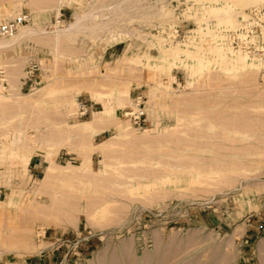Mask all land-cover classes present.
I'll return each instance as SVG.
<instances>
[{"label": "rangeland", "instance_id": "374dc122", "mask_svg": "<svg viewBox=\"0 0 264 264\" xmlns=\"http://www.w3.org/2000/svg\"><path fill=\"white\" fill-rule=\"evenodd\" d=\"M246 1L0 0V24L25 16L36 35L0 48L1 93L18 95L0 103V147L21 131L38 162L0 159V264H264V66L226 72L213 54L225 42L264 59L232 44L264 9ZM84 121L97 133L76 135ZM50 159L72 168L48 183Z\"/></svg>", "mask_w": 264, "mask_h": 264}, {"label": "bare ground", "instance_id": "6f19581e", "mask_svg": "<svg viewBox=\"0 0 264 264\" xmlns=\"http://www.w3.org/2000/svg\"><path fill=\"white\" fill-rule=\"evenodd\" d=\"M135 1V0H134ZM136 1H138V0H136ZM209 1V0H208ZM240 1V0H239ZM248 1V0H247ZM246 1V2H247ZM243 4H244V2L243 1H241ZM121 3V2H120ZM128 3H130V2H128ZM132 3H134V2H132ZM241 3V4H242ZM258 3V2H257ZM124 4V3H123ZM120 6V5H119ZM6 9V8H5ZM15 9H17V7L15 8ZM111 9H112V7H111ZM115 9V8H114ZM119 9V8H118ZM125 9V8H124ZM227 9V8H226ZM14 10V9H13ZM11 11V12H14V11ZM101 10V9H100ZM120 10H123V9H120ZM225 10V9H224ZM223 10V11H224ZM9 11V10H8ZM17 11V10H16ZM15 11V12H16ZM115 11V10H114ZM212 11L213 12H215V13H219L220 11H222V9L221 8H217V7H212ZM226 11V10H225ZM229 12H230V10H229ZM8 13H10V11L8 12ZM98 13V12H97ZM6 14H7V12H6ZM118 14V13H117ZM116 14V15H117ZM121 14V13H120ZM17 15V14H16ZM85 15V14H84ZM231 15V14H230ZM227 16V17H225V18H223V19H225V21L226 22H233V17H232V15L231 16ZM8 16V15H7ZM10 16V15H9ZM86 16H89L88 14L86 15ZM11 17V16H10ZM82 17V16H81ZM85 17V16H84ZM83 17V18H84ZM89 17H91V16H89ZM88 17V18H89ZM87 18V19H88ZM92 18H94V17H91V19ZM80 19V18H79ZM85 20V19H84ZM76 21V20H75ZM81 21H83V19L81 20ZM89 21V20H88ZM78 22V21H77ZM76 22V24H75V26L77 27V28H81L82 26L80 25V27H79V23H77ZM75 23V22H74ZM73 23V24H74ZM220 23H221V21H220ZM81 24V23H80ZM78 25V26H77ZM236 25V24H235ZM262 25V24H261ZM89 27V26H88ZM39 28V27H38ZM37 28V29H38ZM75 28V27H74ZM77 28H75V29H77ZM83 28V27H82ZM19 32H18V34H16V35H14V36H12L11 37V39L9 38V39H7L6 37H2V38H0V48H3V47H5V46H8L11 42H16V40H18V39H21V38H23V37H25V36H31V34L32 33H34L35 32V29H32V28H30V27H24V26H20L19 27ZM70 29H72V28H70ZM74 29V30H75ZM89 29H91L90 27H89ZM94 29H97L98 30V27L97 28H94ZM94 29H93V27H92V30L94 31ZM81 30V29H80ZM83 30V29H82ZM85 30H86V28H85ZM103 30V29H102ZM210 30V29H209ZM65 31V30H64ZM71 31H73V29L71 30ZM92 31V32H93ZM69 32V31H68ZM67 32V33H68ZM88 32H91V30L90 31H88ZM94 32H96V31H94ZM40 33H43V32H40ZM60 33V32H59ZM211 33V32H210ZM30 34V35H29ZM38 34H39V30H38ZM44 34H46V33H44ZM62 34V33H61ZM66 34V33H65ZM72 33L70 32V35H71ZM111 34V33H110ZM115 34V33H114ZM33 36L35 35V34H32ZM50 35V34H49ZM68 35V37H69V34H67ZM113 35V34H112ZM211 35V34H210ZM256 35V34H255ZM32 36V37H33ZM36 36V35H35ZM41 36V35H40ZM42 36H45V35H42ZM63 36V35H62ZM111 36V35H110ZM214 36H215V38H216V36L217 35H214L213 34V39H215L214 38ZM220 36V35H219ZM257 36V35H256ZM212 37V36H211ZM222 37V36H221ZM221 37H218V38H220L221 39ZM29 38H31V37H29ZM55 38H57V37H55ZM217 38V39H218ZM61 39V38H60ZM158 39V38H157ZM160 39V38H159ZM219 39V40H220ZM164 40V39H163ZM222 40V39H221ZM160 42H161V39L159 40ZM213 41H215V40H213ZM212 41V42H213ZM220 42V41H219ZM187 43V42H186ZM176 45H178V44H176ZM189 45V44H188ZM180 46H182V45H180ZM186 46H187V44H186ZM197 46V45H196ZM215 46V47H214ZM213 47H214V50H213V52H215V53H213V54H215V57L216 58H218L219 59V62L221 61V63H223V66H224V70L226 71V72H231L232 70H239V69H242V70H244V69H255V68H259V67H262V66H264V59H258L257 61H255V60H248V57L245 55V54H242V53H240V52H234V51H232L231 50V48H229L228 46H226V44H225V42L224 43H218L217 45H214ZM200 47V46H199ZM197 49V48H196ZM195 49V50H196ZM202 49H203V47H202ZM201 49V50H202ZM170 52L172 53V55L173 56H178L179 55V53L181 54V53H185V54H187V56L189 57V56H192V55H194V52H193V54L191 53V51L189 52V49H188V51L185 49V50H183V49H179V48H174V47H170ZM199 50V49H198ZM205 50V49H204ZM212 51V50H211ZM202 52V51H201ZM198 54L200 53V52H197ZM184 54V55H185ZM203 54V53H202ZM205 54V53H204ZM182 55V54H181ZM196 56V55H195ZM200 56L202 57V55L200 54ZM194 57V56H193ZM197 57H195V59H196ZM204 59L206 58V57H203ZM201 59V58H200ZM180 60V59H179ZM193 60V59H192ZM199 60V59H198ZM195 61V60H194ZM208 62V61H207ZM209 63V62H208ZM198 65V68L197 67H194V68H197V70L198 69H203V66H204V62L202 61V60H199L198 61V63H197ZM190 65V64H189ZM192 65H193V63H192ZM207 65V64H206ZM222 65V64H221ZM188 66V65H187ZM186 66V67H187ZM189 67V66H188ZM193 68V67H192ZM223 69V68H222ZM189 71V70H188ZM195 71V70H194ZM197 73L199 72V70L198 71H196ZM196 72H194V74L196 73ZM189 75V74H188ZM190 75H191V73H190ZM192 76V75H191ZM52 88H50V89H48V91H50ZM41 91H44V90H42L41 89ZM47 91V90H46ZM14 96H16V95H14ZM14 96L11 94H9V95H7V96H5L3 93H1V91H0V103L2 104V103H18V101H12L13 99H14ZM18 96V95H17ZM17 96L15 97V98H17ZM19 98H21V96L19 95ZM117 98V97H116ZM115 98V100H114V106L113 107H111V108H109L107 111H106V113H108V115L109 116H114V113H115V109H116V107H118V109H119V107L120 106H122L124 103H125V100L124 99H122V98H117L116 99ZM96 99V98H95ZM25 100V99H24ZM111 103H112V101H111ZM111 106H112V104H111ZM5 108V107H4ZM4 108L2 109V107H1V109L2 110H4ZM7 108V107H6ZM71 108V107H70ZM126 115V114H125ZM117 122H118V120H117ZM120 123V122H119ZM119 123H117V124H119ZM125 123V122H124ZM128 125V124H127ZM126 125V126H127ZM77 129L76 130H74V133L76 134V135H81V134H85V133H87V132H89V131H93V133L95 132V133H97V129L96 128H93L92 127V121H87V122H81L80 124H78L77 126ZM75 127V128H76ZM128 127V126H127ZM72 129V128H71ZM73 129H74V127H73ZM119 131H121V132H123L122 130H123V126L121 125V126H119ZM127 129V128H126ZM125 129V131H127ZM129 129V128H128ZM120 132V133H121ZM147 132V131H146ZM118 136V135H117ZM22 132L21 131H18V132H16V133H14V135H13V137L9 140V141H2V143H1V147H0V159H4L5 157H7V156H9V157H14V158H18L19 159V161H20V164H21V166L23 167V170H25L27 167H28V165H29V163H30V161H31V159H32V156H33V154H24V153H22L21 151H20V149H21V146H22ZM50 141V140H49ZM49 141L48 140H44V139H42L41 141H39V143H38V147L39 146H43V145H48V143H49ZM50 143H51V148H54V147H56V145H55V143H53V142H51L50 141ZM56 152H57V149H56ZM55 152V153H56ZM55 157V156H54ZM49 161V163H48V167H47V170H46V172H45V175H44V179H43V181L44 182H50V181H52L53 179H55L56 177H57V173H58V171H59V169H69V168H72V166L71 165H65V166H62V165H58V164H56L55 162H54V160L53 159H50V160H48ZM29 169V168H28ZM27 173V172H26ZM199 174V173H198ZM43 185L44 186H46V183H43ZM42 185V186H43ZM41 186V185H40ZM41 186V187H42ZM37 189V188H36ZM33 191V190H32ZM39 191V190H38ZM37 235V234H36ZM27 237V236H26ZM25 238V237H24ZM27 239H28V237H27ZM41 247H42V244L40 245L39 244V246H33V252L34 251H37V250H39V249H41Z\"/></svg>", "mask_w": 264, "mask_h": 264}, {"label": "built area", "instance_id": "2783aa9c", "mask_svg": "<svg viewBox=\"0 0 264 264\" xmlns=\"http://www.w3.org/2000/svg\"><path fill=\"white\" fill-rule=\"evenodd\" d=\"M251 22L253 25L246 24L245 26V32L243 34V38L236 37L235 35L232 37V44L233 47L237 49H241L245 51L249 57L252 58H261L264 57V43L260 44H253L251 43V35L254 32V25H258L257 28L262 25H264V9H256L252 11L251 13ZM27 17H20L16 21H13L11 23L6 24H0V38L7 37L9 35L14 34L18 31L19 27L26 22ZM262 24V25H261ZM38 65L34 62H31L30 65L27 68V79L32 80L35 73L38 72ZM7 82L4 78V73L0 71V91H4L6 89ZM141 98H138L136 109H131L127 114L129 120L133 123L135 126H141V124L144 122V116H145V109L142 106V104L138 101H140ZM80 116H85L88 114L87 109L84 106H80Z\"/></svg>", "mask_w": 264, "mask_h": 264}, {"label": "crops", "instance_id": "0c3cea01", "mask_svg": "<svg viewBox=\"0 0 264 264\" xmlns=\"http://www.w3.org/2000/svg\"><path fill=\"white\" fill-rule=\"evenodd\" d=\"M31 167H32L31 169L33 171L38 170V162H37V160L34 159V157L31 159ZM53 239L58 240L57 236H56V238H53ZM48 260L53 261V260H58V258L55 256V254L52 253V254H49L47 257H44L42 259H38L39 264H46L48 262Z\"/></svg>", "mask_w": 264, "mask_h": 264}]
</instances>
